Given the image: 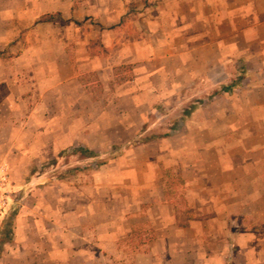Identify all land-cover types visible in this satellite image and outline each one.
Returning <instances> with one entry per match:
<instances>
[{
	"label": "crops",
	"instance_id": "crops-1",
	"mask_svg": "<svg viewBox=\"0 0 264 264\" xmlns=\"http://www.w3.org/2000/svg\"><path fill=\"white\" fill-rule=\"evenodd\" d=\"M21 44L0 264H264V0H0ZM65 151L82 181L49 175Z\"/></svg>",
	"mask_w": 264,
	"mask_h": 264
},
{
	"label": "rangeland",
	"instance_id": "rangeland-1",
	"mask_svg": "<svg viewBox=\"0 0 264 264\" xmlns=\"http://www.w3.org/2000/svg\"><path fill=\"white\" fill-rule=\"evenodd\" d=\"M58 17V18H57ZM55 18H57L58 20H61V22L63 23V19L59 16V15H47L45 16L43 19L44 20H55ZM97 31V30H96ZM25 48H27L26 45L24 44H21V45H18L16 47H11V48H8V47H0V58L3 60L4 62V65L8 68H12V65H15L12 63H10V59L21 54L23 52V50H25ZM36 48L35 51L33 50V53H37L36 51H38ZM39 52V51H38ZM10 63V64H9ZM35 68L34 67V71H35ZM122 79H125L124 77H126V79H130L129 77V74H126V76H121ZM10 80H13V79H10ZM18 79H15L13 82L17 81ZM97 85L96 84H93V85H90L91 88H94L96 91H97ZM9 94V89H8V85L3 83V84H0V103L7 97V95ZM23 110L21 108H19L18 111H15V117L13 119H17L18 117L21 118L23 117ZM154 116H150L149 119L152 121L154 120ZM163 123V126H157L158 128L159 127H163L162 129H167L168 128V125H167V120H163V122H160L159 124H162ZM158 124V125H159ZM165 124V125H164ZM148 133H152L151 132H148ZM147 137V136H146ZM83 148H81V146H79L78 148H74V147H71L70 150L71 152H74L75 154L76 153H79L78 151ZM120 150H123V147H119V146H115L112 150V152H109L103 159H97L94 163L95 166H101L102 163H104L105 161H107L108 159H114L116 156H118V154L120 153L119 151ZM82 154V153H81ZM69 155L67 151L65 152H62L61 153V156L59 157V159H56V158H53V159H48L45 164H46V168L50 169V173L49 175L50 176H61L62 178H64L65 180H67L68 182H72V181H82V177L80 176L81 173H77V171L79 172V170H81V166L80 165H76L74 164V168L73 169H69V168H66L67 166V163L69 161ZM61 161V162H60ZM59 163V165H58ZM32 168H34V166H32ZM34 171V170H33ZM81 172V171H80ZM33 173V172H32ZM34 174V173H33ZM78 183V182H76ZM19 200V199H18ZM20 201V200H19ZM18 206L15 205L13 208H11V210L9 211V213L7 214V216L5 217L3 223H2V226H1V230L3 231V234L2 236L0 237V248L3 244V241L5 240V234L7 232V227H6V223H10L11 222V218H13V216L15 214H17L18 212Z\"/></svg>",
	"mask_w": 264,
	"mask_h": 264
},
{
	"label": "built area",
	"instance_id": "built-area-1",
	"mask_svg": "<svg viewBox=\"0 0 264 264\" xmlns=\"http://www.w3.org/2000/svg\"><path fill=\"white\" fill-rule=\"evenodd\" d=\"M13 201L9 173L5 167L0 166V216L10 209Z\"/></svg>",
	"mask_w": 264,
	"mask_h": 264
},
{
	"label": "trees",
	"instance_id": "trees-1",
	"mask_svg": "<svg viewBox=\"0 0 264 264\" xmlns=\"http://www.w3.org/2000/svg\"><path fill=\"white\" fill-rule=\"evenodd\" d=\"M44 20V19H43ZM45 22H47V21H49V20H44ZM80 154L82 153V154H87L89 157H91V158H94V157H97V156H95L94 155V153H92V152H87V151H84V150H82V149H80L79 151H78ZM105 164V162L104 163H102V165H104ZM2 251V249L0 248V252Z\"/></svg>",
	"mask_w": 264,
	"mask_h": 264
}]
</instances>
